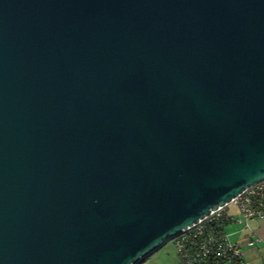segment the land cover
Masks as SVG:
<instances>
[{
	"label": "water",
	"instance_id": "95a60500",
	"mask_svg": "<svg viewBox=\"0 0 264 264\" xmlns=\"http://www.w3.org/2000/svg\"><path fill=\"white\" fill-rule=\"evenodd\" d=\"M264 182V0H0V264H141Z\"/></svg>",
	"mask_w": 264,
	"mask_h": 264
},
{
	"label": "built area",
	"instance_id": "2783aa9c",
	"mask_svg": "<svg viewBox=\"0 0 264 264\" xmlns=\"http://www.w3.org/2000/svg\"><path fill=\"white\" fill-rule=\"evenodd\" d=\"M256 219L264 220V182L245 189L231 203L211 211L168 242L175 245L179 264H249L245 250L261 239L251 235L233 241L227 228L243 223L249 229V222Z\"/></svg>",
	"mask_w": 264,
	"mask_h": 264
},
{
	"label": "crops",
	"instance_id": "0c3cea01",
	"mask_svg": "<svg viewBox=\"0 0 264 264\" xmlns=\"http://www.w3.org/2000/svg\"><path fill=\"white\" fill-rule=\"evenodd\" d=\"M227 231L233 241L251 235L258 236L261 242L252 248H246V260L249 264H264V220L250 221L249 229H246L243 223L233 224L227 228Z\"/></svg>",
	"mask_w": 264,
	"mask_h": 264
},
{
	"label": "rangeland",
	"instance_id": "374dc122",
	"mask_svg": "<svg viewBox=\"0 0 264 264\" xmlns=\"http://www.w3.org/2000/svg\"><path fill=\"white\" fill-rule=\"evenodd\" d=\"M179 262L175 245L172 242H168L141 264H179Z\"/></svg>",
	"mask_w": 264,
	"mask_h": 264
}]
</instances>
